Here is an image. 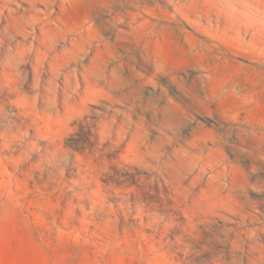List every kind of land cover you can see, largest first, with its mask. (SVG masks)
I'll list each match as a JSON object with an SVG mask.
<instances>
[{
	"label": "rangeland",
	"instance_id": "1",
	"mask_svg": "<svg viewBox=\"0 0 264 264\" xmlns=\"http://www.w3.org/2000/svg\"><path fill=\"white\" fill-rule=\"evenodd\" d=\"M0 264H264V0H0Z\"/></svg>",
	"mask_w": 264,
	"mask_h": 264
}]
</instances>
